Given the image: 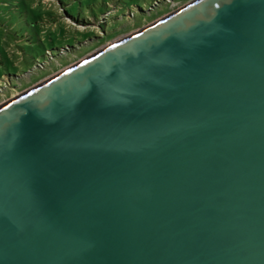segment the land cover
<instances>
[{
  "label": "water",
  "instance_id": "1",
  "mask_svg": "<svg viewBox=\"0 0 264 264\" xmlns=\"http://www.w3.org/2000/svg\"><path fill=\"white\" fill-rule=\"evenodd\" d=\"M0 264H264V0H192L2 99Z\"/></svg>",
  "mask_w": 264,
  "mask_h": 264
},
{
  "label": "rangeland",
  "instance_id": "2",
  "mask_svg": "<svg viewBox=\"0 0 264 264\" xmlns=\"http://www.w3.org/2000/svg\"><path fill=\"white\" fill-rule=\"evenodd\" d=\"M190 1L159 0L153 4V0H69L66 6L77 20L55 0H34V4L41 2L58 14L55 23H45L47 28L40 32L43 43L56 55L49 52L48 62L39 64L40 68L34 66L30 72L28 67L33 66L35 58L45 59L43 45L38 41L24 45L23 29L16 22L5 21L4 27L0 26V101ZM60 46L65 48L58 53Z\"/></svg>",
  "mask_w": 264,
  "mask_h": 264
},
{
  "label": "trees",
  "instance_id": "3",
  "mask_svg": "<svg viewBox=\"0 0 264 264\" xmlns=\"http://www.w3.org/2000/svg\"><path fill=\"white\" fill-rule=\"evenodd\" d=\"M59 5L62 7V10L73 17L74 19L80 20L79 18H75L68 6H66L69 0H55ZM155 1L153 0V4ZM57 13L53 11L51 8H45L41 2L34 4V0H0V26L4 27V22L10 20L12 22H16L19 26L23 29L22 35L25 36L27 42L24 45L32 46L35 42H40L44 48V60H38L35 57V62L33 63L32 67H28V70L36 68H40L39 64H43L48 62L49 52L51 55H56L52 52L51 48L47 47L43 43V39H41L40 32H42L44 27L47 28L48 26L55 23L57 19ZM82 21H88L86 19H82ZM0 27V28H1ZM3 29V28H1ZM24 32V33H23ZM69 46V45H68ZM71 47V46H70ZM65 47H59V49ZM25 70H23L24 72ZM10 82L9 80L5 83Z\"/></svg>",
  "mask_w": 264,
  "mask_h": 264
}]
</instances>
